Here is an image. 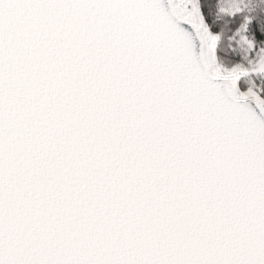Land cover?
I'll return each instance as SVG.
<instances>
[{
  "label": "water",
  "instance_id": "obj_1",
  "mask_svg": "<svg viewBox=\"0 0 264 264\" xmlns=\"http://www.w3.org/2000/svg\"><path fill=\"white\" fill-rule=\"evenodd\" d=\"M199 0H0V264H264V96Z\"/></svg>",
  "mask_w": 264,
  "mask_h": 264
},
{
  "label": "trees",
  "instance_id": "obj_2",
  "mask_svg": "<svg viewBox=\"0 0 264 264\" xmlns=\"http://www.w3.org/2000/svg\"><path fill=\"white\" fill-rule=\"evenodd\" d=\"M210 26L219 33L218 55L226 65H247L241 78L264 96V70L254 71L264 54V0H199ZM252 74L251 79L247 78Z\"/></svg>",
  "mask_w": 264,
  "mask_h": 264
},
{
  "label": "rangeland",
  "instance_id": "obj_3",
  "mask_svg": "<svg viewBox=\"0 0 264 264\" xmlns=\"http://www.w3.org/2000/svg\"><path fill=\"white\" fill-rule=\"evenodd\" d=\"M226 65V64H225ZM227 66H229V65H227ZM243 67L244 68H246V69H250V67L249 66H247V65H243ZM253 68L255 69L254 71H260V70H264V54H263V56L258 60V61H256L255 62V66H253ZM251 70V69H250ZM249 74V73H248ZM247 74V75H248ZM246 76V75H245ZM242 77V78H246V77ZM251 76H252V74H250L247 78H249V80L251 79ZM249 86H251V85H249ZM246 87H248V85L247 86H245L244 88H246ZM252 87V86H251Z\"/></svg>",
  "mask_w": 264,
  "mask_h": 264
}]
</instances>
